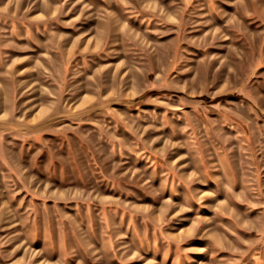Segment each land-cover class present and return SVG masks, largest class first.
Listing matches in <instances>:
<instances>
[{
	"label": "rangeland",
	"instance_id": "obj_1",
	"mask_svg": "<svg viewBox=\"0 0 264 264\" xmlns=\"http://www.w3.org/2000/svg\"><path fill=\"white\" fill-rule=\"evenodd\" d=\"M0 264H264V0H0Z\"/></svg>",
	"mask_w": 264,
	"mask_h": 264
}]
</instances>
